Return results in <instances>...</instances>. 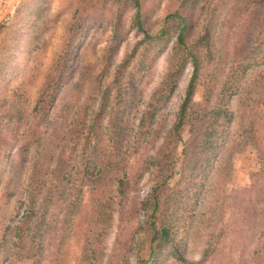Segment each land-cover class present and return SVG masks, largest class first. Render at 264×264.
<instances>
[{
	"label": "trees",
	"instance_id": "trees-1",
	"mask_svg": "<svg viewBox=\"0 0 264 264\" xmlns=\"http://www.w3.org/2000/svg\"><path fill=\"white\" fill-rule=\"evenodd\" d=\"M88 2L111 14L113 44L105 60L76 64L71 43L80 31L72 28L57 78L49 76L28 110L12 100L21 103L12 90L9 102L18 106L0 115V200L8 212L0 220V264H44L49 246L56 249L51 264H62L73 218L56 231L55 224L84 186L97 205L86 259H96L104 220L115 214L119 221L137 219L131 243L148 236L137 264H198L187 254L203 229L214 240L233 232L242 247L253 248L250 259H264V0H163L153 29L148 0ZM128 16L141 40L115 63ZM170 39L167 70L147 94L151 63ZM188 62L189 82L167 119L165 106ZM202 78L204 104L195 112ZM242 141L259 144L261 165L249 188L226 195L230 168L223 159ZM142 180L151 192L126 207V188ZM170 180L173 194L166 198Z\"/></svg>",
	"mask_w": 264,
	"mask_h": 264
},
{
	"label": "rangeland",
	"instance_id": "rangeland-1",
	"mask_svg": "<svg viewBox=\"0 0 264 264\" xmlns=\"http://www.w3.org/2000/svg\"><path fill=\"white\" fill-rule=\"evenodd\" d=\"M89 0H0V115L2 111L13 106L8 96L12 90L21 97V103L12 100L28 110L36 99L39 90L50 75H59L56 69L58 60L63 54L67 39L71 37L72 28L79 30L72 47L76 50L71 55L76 64L91 66L96 64L99 57L105 60L113 44L111 29L107 25L111 15L109 8L102 7ZM163 0H148L146 13L149 15L150 28L153 29L156 19L162 14ZM156 25V24H155ZM124 41L119 46L115 55V63H119L127 53L131 52L141 34L132 29L129 16L126 17L122 28ZM113 37V36H112ZM174 43V39L164 40L159 46L163 50L156 56L150 66L146 81L147 94H149L160 77L167 70V55ZM192 67L188 62L181 74L176 89L169 98L165 111L167 119L172 118L176 112L185 89L189 82ZM205 78H202L193 94L192 107L195 112H200L204 104ZM8 104L4 107L5 101ZM18 105H14L16 107ZM188 128H185L183 137L187 138ZM260 146L255 141H242L237 149H230L224 156L223 162L230 168V176L226 184L225 194L234 195L235 192L250 187L252 177L260 168ZM175 180H170V187L164 189V197L168 198ZM151 183L145 180L137 185L126 188V200L122 201L126 207L142 199L151 192ZM229 196V197H232ZM1 201L0 220L6 219L5 202ZM68 212L55 224V231L60 229L67 219L73 218L72 227L69 229L67 242L61 246L60 260L62 264H137V256L144 254L148 236L146 233L138 234L134 243L130 237L136 229L137 219L124 217L117 219L114 215L111 221L104 220L103 235L99 240V253L94 261L86 259L83 255L85 236L95 221L97 205L92 199L91 189L84 186L80 192L73 195ZM166 214L172 215V220H177L178 215L174 210ZM229 215V214H228ZM228 218H230L228 216ZM207 229L201 235L192 238L187 257L198 264H264V259H250L252 247H242L236 234L227 232L223 237L214 240L208 235ZM64 234L60 230L59 236ZM50 239V238H48ZM47 239V240H48ZM59 239V238H58ZM191 239V238H190ZM59 241V240H58ZM57 242V241H56ZM49 246L44 256V264H51ZM54 251V252H55ZM126 258L127 261H123ZM163 258V257H162ZM247 259V260H246ZM18 264H31L30 261H21ZM168 264H178L171 263Z\"/></svg>",
	"mask_w": 264,
	"mask_h": 264
}]
</instances>
